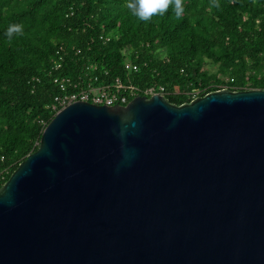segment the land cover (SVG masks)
<instances>
[{"label":"water","instance_id":"obj_1","mask_svg":"<svg viewBox=\"0 0 264 264\" xmlns=\"http://www.w3.org/2000/svg\"><path fill=\"white\" fill-rule=\"evenodd\" d=\"M0 264H264V90L60 110L0 189Z\"/></svg>","mask_w":264,"mask_h":264},{"label":"trees","instance_id":"obj_2","mask_svg":"<svg viewBox=\"0 0 264 264\" xmlns=\"http://www.w3.org/2000/svg\"><path fill=\"white\" fill-rule=\"evenodd\" d=\"M182 2L179 18L169 6L141 21L126 0H0V189L56 115L57 78L83 87L96 65V86L161 87L176 106L223 89L264 90V0ZM11 24L23 31L10 39Z\"/></svg>","mask_w":264,"mask_h":264},{"label":"built area","instance_id":"obj_3","mask_svg":"<svg viewBox=\"0 0 264 264\" xmlns=\"http://www.w3.org/2000/svg\"><path fill=\"white\" fill-rule=\"evenodd\" d=\"M104 40L109 42L110 38ZM60 68L61 65L56 63L54 69L59 70ZM126 69L133 72L139 71L138 66L131 64H127ZM96 70V65L87 68L86 71L89 73L86 74V77H89V79L87 83L85 82L86 86L83 87L82 83L72 82L67 78L55 79V84L59 87L62 94L54 99V104L52 106L53 112L57 114L60 110L77 102L91 103L97 106L125 107L137 97L151 98L155 95L163 96L165 93V89L161 87L149 88L141 91L131 84H124L120 79H117L111 84L96 86L95 83L99 82V78H92L93 72Z\"/></svg>","mask_w":264,"mask_h":264},{"label":"clouds","instance_id":"obj_4","mask_svg":"<svg viewBox=\"0 0 264 264\" xmlns=\"http://www.w3.org/2000/svg\"><path fill=\"white\" fill-rule=\"evenodd\" d=\"M172 6L173 12L177 18L184 13L182 0H126V7L131 14L141 21H148L154 15L164 14ZM23 26L19 24H11L7 28L5 35L10 39L14 34H22Z\"/></svg>","mask_w":264,"mask_h":264},{"label":"rangeland","instance_id":"obj_5","mask_svg":"<svg viewBox=\"0 0 264 264\" xmlns=\"http://www.w3.org/2000/svg\"><path fill=\"white\" fill-rule=\"evenodd\" d=\"M162 57H164V53H163V56ZM206 69L210 72V73H215V72H217V70H218V66H216V65H214V64H212V63H208L207 64V67H206Z\"/></svg>","mask_w":264,"mask_h":264}]
</instances>
